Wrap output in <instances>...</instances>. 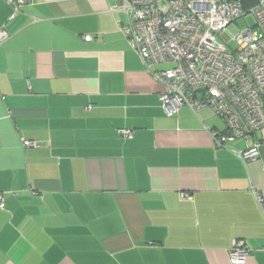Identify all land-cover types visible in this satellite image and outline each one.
<instances>
[{
  "label": "crops",
  "instance_id": "crops-1",
  "mask_svg": "<svg viewBox=\"0 0 264 264\" xmlns=\"http://www.w3.org/2000/svg\"><path fill=\"white\" fill-rule=\"evenodd\" d=\"M12 1L0 0V264H232L238 240L245 264H264V129L217 148L211 109L168 117L119 0H31L10 20Z\"/></svg>",
  "mask_w": 264,
  "mask_h": 264
},
{
  "label": "built area",
  "instance_id": "built-area-1",
  "mask_svg": "<svg viewBox=\"0 0 264 264\" xmlns=\"http://www.w3.org/2000/svg\"><path fill=\"white\" fill-rule=\"evenodd\" d=\"M119 1L111 10L126 15L121 33L162 85V108L168 117L185 107L195 114L211 109L225 124L223 131L205 126L217 148L247 141L264 129V0L249 11L243 9L242 0ZM30 2L12 1L10 20ZM248 14L255 18L254 27L234 37L235 47L219 40L230 25ZM9 38L5 26L0 27V45ZM85 40L91 41L92 36ZM119 133L132 139L135 131ZM24 146L36 147L37 143L24 141ZM259 149L256 141L236 154L248 163L258 158ZM257 197L264 209L262 198ZM183 198L191 199L187 194ZM4 208L0 194V209ZM229 255L232 264H245L250 250L238 240Z\"/></svg>",
  "mask_w": 264,
  "mask_h": 264
},
{
  "label": "rangeland",
  "instance_id": "rangeland-1",
  "mask_svg": "<svg viewBox=\"0 0 264 264\" xmlns=\"http://www.w3.org/2000/svg\"><path fill=\"white\" fill-rule=\"evenodd\" d=\"M255 24V18L253 15L248 14L230 25L228 29L223 34L222 38L219 40L224 43H228L230 46L235 47L234 37L239 34V32L246 30L247 28H253Z\"/></svg>",
  "mask_w": 264,
  "mask_h": 264
},
{
  "label": "trees",
  "instance_id": "trees-1",
  "mask_svg": "<svg viewBox=\"0 0 264 264\" xmlns=\"http://www.w3.org/2000/svg\"><path fill=\"white\" fill-rule=\"evenodd\" d=\"M250 1H252V2H249V3L247 4V2H246L245 0H242V3H243V9H244L245 11H249V10L252 9L255 5L258 4V2H256V1H253V0H250ZM250 3H252V4L249 5Z\"/></svg>",
  "mask_w": 264,
  "mask_h": 264
},
{
  "label": "water",
  "instance_id": "water-1",
  "mask_svg": "<svg viewBox=\"0 0 264 264\" xmlns=\"http://www.w3.org/2000/svg\"><path fill=\"white\" fill-rule=\"evenodd\" d=\"M203 94H204V92L203 91H201Z\"/></svg>",
  "mask_w": 264,
  "mask_h": 264
}]
</instances>
